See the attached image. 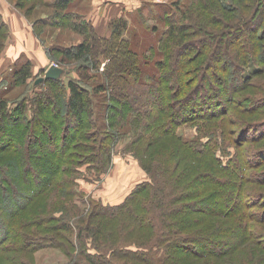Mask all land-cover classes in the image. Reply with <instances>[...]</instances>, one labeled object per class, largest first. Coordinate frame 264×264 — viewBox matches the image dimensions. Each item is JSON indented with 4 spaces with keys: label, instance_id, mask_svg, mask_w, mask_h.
Segmentation results:
<instances>
[{
    "label": "trees",
    "instance_id": "trees-1",
    "mask_svg": "<svg viewBox=\"0 0 264 264\" xmlns=\"http://www.w3.org/2000/svg\"><path fill=\"white\" fill-rule=\"evenodd\" d=\"M30 1L37 5L43 3L45 0ZM84 1L85 0H48V9H51V12L47 13V15H50L46 17L47 19L45 18L39 22L42 21L43 25H48L50 22L54 23L50 26L59 25L62 27V25H66L84 38L78 45H73L69 48H60L62 50L60 61L63 64H70L71 62L78 63L83 69V78L81 80H86L85 84H87V81H92L93 90L84 86V84H82L83 81L76 79H71L67 83L63 78L46 80L39 84H36L35 81V86L40 88L46 86L47 89L45 91L42 89L39 93L34 95L30 93V95L24 96L23 99H21L22 101L19 100L15 103H10L8 99L4 98L10 86L28 85L29 80L33 77V64L27 59L22 68L16 67L11 74L5 79H2L3 85L0 87L2 90L0 95L3 94L0 96V132L2 129V122H15V124L21 126L20 129L26 132L25 134L21 132V136L19 137H23L24 135L25 138V136L28 135V128H31V126L34 127L35 131L37 129L41 132H47L49 130V132L54 131L59 133L60 130L64 128L65 123L69 119L68 114H70L71 119H75L79 127L71 136V144L69 143V147H66L65 155L63 154L56 160L53 159V155L51 154L43 155L37 163L43 170L46 168L48 169V167L54 170V172H51V179L46 181L47 185L55 184L62 178L64 183L62 187L67 190L73 203L78 205V200L76 201L75 199L78 195L71 189V186L76 187V181L78 180L77 175L79 173V169L77 168L88 162L97 169L100 174L107 172L110 169L112 161V148L110 144L116 143L115 133L110 132V129L115 127L114 122L111 123L109 115L110 109H112L113 106L111 103H106L111 98L108 96V100L106 99L105 101L106 105L103 109L105 111L106 107V111L101 113L102 119H104L101 124V122H98V119H94L96 111L93 108L94 101L91 96H100L103 92L109 90L114 91L117 90V88L125 92L132 82L138 83L142 81L141 83L143 85H149L151 93L156 101L152 102V104L147 107L145 105L141 106L138 103L136 106L135 103L128 102L127 95L121 94L119 98L114 96L115 99H119V101L125 105L126 109H128L126 112L121 113L120 118H128L129 115L135 118V120H132L133 122L131 121V124H134L131 126L135 129V131L132 130L135 135L134 140L138 138L136 132L142 127L145 128L142 132L144 137H139L142 142L141 147H145V141L148 137L150 138L152 135L154 137L157 136L153 132L155 128L161 131L162 137L170 136L177 140L186 151L185 157L189 156L187 160H190L188 166L191 171L186 170L185 179L190 176L188 174L189 172L193 173L192 175L195 176V179L197 177L199 179L196 181L195 179H191L189 183H186L187 186L191 183V186L181 187L180 184L183 178L181 174H179L181 176H177L178 173H176V171L167 168L164 171H160L158 178H154L156 174L152 172L153 167L150 165L149 168L151 169L147 168V172L149 174L153 173V176L150 177L151 181L136 185L123 202L117 205L104 204L103 202L93 204L89 202L92 206V210L88 218L83 217L86 216L85 214L80 218L81 221H83V225L79 224L74 228L73 224L75 223H72L71 219V224L62 221L58 222L57 220L59 219L53 215L48 217H35L33 219L29 217V221L22 222L19 227V229L24 232L23 233L14 228L15 225L12 220H15L21 211L27 208V202L31 201L35 195L40 197V195L45 193L47 185H44L45 187L42 185L44 178L40 175L32 178L24 177L23 174L26 169L25 164L24 166L20 164V162L24 161V154L21 156L18 153V157H15L16 162L13 166V174L12 176L10 175L11 178H13V183L16 181L24 188H27L28 185L34 187L36 183L40 186L39 189L42 190H39L40 192L33 190V196L22 201L18 209L19 214L9 221L8 229L10 233L8 230L6 231L8 233V240L0 239L1 249L7 250L3 244L10 242V239L14 246V250L29 251L44 246H51L54 245V243L59 246H65L60 239L65 238L69 243H73L72 241L75 239L77 240L75 242L81 247L83 259L86 264H113L109 256L101 254L99 251H97L98 253L91 252L84 238L85 235H88L94 240V244H98L101 239L100 233H102V226L104 225L102 220L118 216H122L126 220H131L132 223L143 229L156 231V233L152 235L149 248L113 251L110 253L113 257L117 255L136 261L143 260L151 264H161L164 256L162 251L165 249L166 251L174 253V255L167 256V261L169 260V262L173 264L174 262H172V259L183 253L187 255L188 259L202 256L214 257L215 259L221 258L224 257L225 254L217 252L210 254L205 248L204 250L206 253L203 254L194 252L189 253L182 248L183 245L190 249V242H194L198 245H203V243L207 245L213 244L218 250L219 248L225 250L228 248L226 247V241L216 239L217 236H219L217 234L218 232H222L221 235L225 237L232 235L233 238L231 242L235 243L234 246L236 247L241 244V247H243L244 241L249 240V237L252 240V237L249 236V232L250 229L253 228L251 222L254 220V216L249 213L251 204L247 203V197H249V195L243 190V184H245L249 178L247 170H251L252 168L250 164H248L250 160H254L256 169L264 165V150L261 151V154L256 156L253 151H247L244 150L243 147H240L239 143L237 146H233L229 141V143L226 142L228 139L227 135L228 133L230 134L231 131L230 122L228 119L224 118V113L227 112L230 107L232 108L233 104L231 103V98L234 97L235 94L245 90L247 86L252 84L254 78H258L260 75L264 74V0H229V2H224L223 0H197L196 2H194V0H185V4L182 3L183 0H179L177 3H172L170 5L168 3L156 4V9L158 6L160 10V13L157 14V18L161 20L163 18L166 26L165 37L163 36L164 39L163 42L160 43V47H158L159 50L150 51L148 54L149 58H144V60L132 49L131 42L125 38L126 34H124L123 31H127L128 29L127 20L114 21L112 23V33L110 37H100L94 30L91 22L86 20L87 18H83ZM45 6L46 5H44V7ZM16 8L21 10L19 5H17ZM173 11L175 13H173ZM254 20L256 23L250 26L249 24ZM37 22L38 21H36L34 25L35 30ZM146 29H149V27ZM8 30V25L0 14V51L3 50L7 37L10 36ZM241 30L246 31V38L243 41H230L227 39V36ZM153 31H156L154 27H152V32ZM117 42L123 46L122 48L129 57V60H126L122 64H115V60L120 55H115L113 53L108 54L110 58L112 56V62L107 72L101 73L105 79L103 83L101 79H98V74L92 75L90 73L92 72L91 69H93L94 72H99L96 67V60L99 59L97 56L98 46L101 48L108 43H115V45H118ZM194 43H198L199 45V47L195 49L196 53H198V57L195 61L191 62L189 51ZM121 46H118V48ZM222 52L226 55L225 58L227 60V64L224 68L219 65L222 61ZM144 53L145 52L142 54L144 55ZM48 54L51 56L49 52ZM158 54H160V56ZM141 62H145L147 66L144 65L142 67ZM252 66L255 68L252 72L253 74L247 75L244 67L251 68ZM59 67L63 68L61 66ZM210 67H216V72L214 74L215 76L217 75L216 77L220 76V79L222 78L221 80L224 86L227 84L235 86L234 84H236V82L234 81L239 80L237 81L239 90L236 88L235 91L231 92L229 95L231 102L229 104L223 106L219 112L212 113L214 119L207 120L205 116H199L189 119L185 117L184 120H179L177 110L182 105L180 102L183 100H192L191 96L193 92L199 90V88L201 89L204 84H207V77H205V75L209 73ZM47 68L42 69L40 74L45 75ZM65 72L67 71L65 70ZM187 75H193L197 83L189 85L190 83L185 81ZM38 78H36V80ZM231 78L234 79V81L229 82L228 79ZM214 95H216V98L221 99V93L220 95H218V93ZM56 101L60 105L58 110L54 113L48 112V107L56 104ZM259 103L261 106L258 108L263 106V109L264 105L262 104H264V98L260 99ZM248 109H254L253 105ZM147 113L150 115V122L147 124H140L138 120L141 119L142 115H147ZM250 113L256 115L258 112L253 110ZM219 118L221 120L216 123V130L221 131L223 144H225L227 148L218 147V142L213 137V134H209L210 131L214 130V128L212 129L210 127V125L212 126L213 124L211 122L209 123V121ZM201 120L203 121L198 124L197 136L188 137L186 133L183 134L181 132L182 126L185 124H193V122ZM254 121L258 122L261 121V119H256ZM101 131H103L102 136ZM120 131L121 129L118 130L119 133ZM36 133L38 132L36 131ZM260 135L262 138L264 137V133H260ZM240 136L243 140L248 139L249 142L257 140L255 137L252 138L253 140L250 139L249 135L246 133H241ZM153 139L155 141L159 140V138ZM230 145L235 148L234 151L228 150V146ZM101 146L104 148L99 150L98 148ZM220 150L223 151V155L219 154ZM94 151L96 156L92 155ZM2 154L4 153L0 151V160L3 158ZM206 157H212V160L216 164L215 168L205 161ZM255 159H257V161ZM12 160L11 158V161ZM157 167L158 166L155 168ZM3 168L4 167L0 165V202L8 192V195L13 194L12 190L7 191L6 189L7 184L4 182V178H2V173L5 175L7 173L5 172L6 169L4 168V170ZM10 182L12 184V181ZM69 188L72 190L71 193ZM188 188L196 190L197 194L193 193L197 198L196 201H199L201 205L210 206L208 210L201 213L205 215L204 217H224V222H226L229 228L220 231L219 229L215 230V228L209 229L208 227H211L210 224H212V222H210L207 226V231L209 233H198L197 231L190 232L188 229H183V226L186 225L185 221L191 220L187 217L186 213L179 210V203L187 199V193L181 192ZM147 191H149V196L147 203H142L144 211L141 212L140 205L142 201H139V196ZM39 199L40 198H36L32 202L33 206L37 204L35 202ZM216 205H221V207L213 210L214 208L212 207ZM73 208L75 209L76 207L73 206ZM77 212H79V210H77ZM12 215H16L15 212H13ZM55 223H60V225ZM116 225L122 226L123 224L119 223ZM29 228L34 231H28ZM0 229V234L5 236V231L2 230L4 228L1 227ZM76 229L79 231L77 232ZM235 231H238V234H236ZM75 232L77 236L73 235ZM191 235L193 236L191 237ZM18 242H22V245H19ZM252 244L254 251H263L264 237L261 247L255 242ZM95 247L96 250H98L99 245ZM242 253L243 251L241 252V250H235L232 252V255L234 254L240 257ZM212 263L222 264L221 260L219 263L215 261Z\"/></svg>",
    "mask_w": 264,
    "mask_h": 264
},
{
    "label": "rangeland",
    "instance_id": "rangeland-1",
    "mask_svg": "<svg viewBox=\"0 0 264 264\" xmlns=\"http://www.w3.org/2000/svg\"><path fill=\"white\" fill-rule=\"evenodd\" d=\"M178 1L179 0H128L132 7H130V9L124 8L123 15L121 17H115L110 20V22H108V27L105 23V19L102 23L98 21V31L95 29L92 22L91 24L94 30L98 32L100 37L104 35L103 37L109 38L112 33V23L114 21L116 22L127 20L128 29L127 31H123V33L126 34L125 38L129 42H131L132 49L136 51L139 54V57H142V59L144 60V58H149L148 54L150 51L153 52L159 50L158 47H160V43L163 42V39L165 37L164 34L166 31V26L163 18L162 20L157 18V14L160 13V10L158 6L156 9V4L159 5L168 3L170 5L172 3H177ZM196 1L197 0H194V2ZM223 1L229 2V0ZM5 2L8 4V6L11 7L13 12L19 14L25 19V23L29 25V28H32L30 30H32L34 37L16 38L24 40L28 48H33L38 58L42 62L47 63L49 67L51 65L63 67L67 71L62 76L66 83L71 79L81 80L83 78L82 67L79 66V64L76 62H71L70 64L61 63L60 60L62 57V50L60 48H69L73 45H78L83 41L84 38L78 35L77 32L72 28H68V26L66 25H62V27H60L59 25L50 26L54 23L50 22L48 23V25H43L42 21L39 22L40 20H43L50 15H47V13L51 12V9H48V0H45L43 3H39L37 5L30 0H5ZM184 2L185 0H183L182 3ZM16 4L21 7V10L16 8ZM44 5L46 6L44 7ZM91 7L92 0H85L83 2V18H87L86 20H89L88 16L91 11ZM173 13L175 12L173 11ZM255 20L252 21L249 25H254V23H256ZM36 21H38V27L36 26L37 31L34 28ZM148 27L149 29H146ZM152 27H154L156 31L152 32ZM8 31L10 33L11 30L9 29ZM10 36L7 37V39L5 38L6 44L3 50L0 51V69L3 68V65H5V57L9 56L10 49L12 45H14V39ZM245 38V30L234 32L233 34L227 36V39L230 41L241 42ZM117 44L118 45H115V43H108L105 46L103 45L101 48H99L98 46L97 56L99 59L97 58L98 60H96V67L99 72H94L93 69H91L92 72L90 73L92 75L98 74V79H101V82L103 83L105 82V79L101 75V73H106L109 65L112 62V56L110 58L108 54L113 53L115 55H120L115 60V64H122L126 60H129V57L126 55L124 49L122 48L123 46H121L119 42H117ZM118 46L121 47L118 48ZM198 47V43H194L190 48L189 56L191 57V62L195 61L198 57V53H196L195 51V49ZM48 52L51 56H49ZM143 52H145L144 55L142 54ZM158 55L160 56V54ZM221 56L222 61L219 65L224 68L227 64V60L225 58L226 55L224 54V52H222ZM25 61L26 59L18 60V63L13 66L12 69L15 70L16 67L22 68ZM144 65L147 66L145 62H141V66L143 67ZM216 67H210L209 73L205 75V77H207V84H204L201 89L199 88V90L193 92V95L191 96L192 100H183L180 102L182 105L177 110L179 114L178 119L184 120L185 117L189 119L197 118L199 116H205L207 120L214 119V117H212L214 116L212 113L219 112L223 106H226L232 100V108L230 107V109L224 113V118L228 119L230 122L231 131L230 134L228 133L227 135L228 139L226 142L229 141L233 146H237V144L239 143V146L243 147L244 150L253 151V153L257 156L258 154L262 153V150H264V137L262 138L260 135V133H264V108L262 109L263 106L258 108L259 106H261L259 103L260 99L264 98V74L260 75L258 78H254L251 85L247 86L242 92L235 94L234 97H232L230 100L229 95L232 91H235L236 88H238L237 81L239 80L234 81V79L232 78L228 79L229 82H236V84H234L235 86H231L229 84L224 86L222 84V78L220 79V76L216 77L217 75L215 76L214 74L216 72ZM9 68L7 69V71L9 70ZM244 68L246 69L247 75L253 74L252 72L255 70L253 66L251 68ZM12 69H10L7 74L5 70L4 79L14 71H12ZM38 77H44V75H41L40 72H34L33 77L29 80L28 85H11L4 98L8 99L10 103H15L23 99L24 96L30 95V93L34 95L36 93H39L42 89L43 91H45L47 89L46 86H44V88L35 86V81ZM1 78L3 79V77ZM81 81H83L82 84H84V86L90 88V90H93L92 81H87V84H85L86 80ZM185 81L189 82V85L197 83L193 75H187V79ZM141 82L142 81H139L138 83L132 82V84L129 86V88H127L125 92H123L124 90L117 88V90L114 91L109 90L107 92H103L100 94V96H91L94 101L93 108L96 111L94 119H98V122H101V124L102 121H104V119H102L101 113H104L106 111V107L105 111L103 109L104 106L106 105V103H111V105L113 106V108L110 109L109 115L111 119L110 121L111 123L114 122L115 127L111 128L110 132L115 133L116 143L110 144L112 148V161L110 169L107 172H103L100 174V172L88 162L77 168L79 169V173L77 175L78 180L76 181V187L71 186V189H73L78 195L75 198L76 201L78 200V205L73 203V200L71 199L69 193H67V190L62 187V184H64L62 178H60V180H58L55 184L47 185L46 181L51 179V172H54V170L49 167L48 169L46 168L43 170L37 163V161H39L41 159V156L43 155L51 154L53 155V159L55 160L61 157L63 154L65 155L66 147L69 145V143L71 144V136L74 132L77 131L79 127L77 121H75V119H71V115L68 114L69 119L65 123L64 128L61 129L59 133H56L54 131L49 132V130L47 131L48 133L41 132L37 129L36 131L38 133H36L34 127L31 126V128H28V135L25 136V138L24 135L23 137H19L21 136V132H23L24 134L26 133L25 130L23 131L22 129H20V125L15 124V122L1 123L2 129L0 132V151L4 154H2L3 158L0 160V165L6 169L5 170L3 168L7 173L6 175L2 173V178H4V182L7 184V191L12 190L13 194L8 195V192L0 202V228H4L2 230L5 231V236L0 234V239H7L8 233L6 231L8 230V232L10 233V230L8 229L9 221H11V218H14L19 214L18 209L20 208L22 201H25L28 199V197L33 196V190H37L38 192L42 190L39 189L40 186L36 183L34 184V187H30L28 185L29 187L27 186V188H24L16 181H14L15 184L13 183V178H11V176L13 174L12 170L14 163L16 162V158L18 157V153L21 156L24 154V161L20 162V164L23 166L25 164L26 169L23 174L24 177L32 178L40 175L42 178H44L42 185H47L45 193L40 195V197H37V195H35L31 201L27 202V208L21 211V213L15 220H12L14 221V228L20 232H23L19 229L20 225L22 224V222L29 221V217L30 219H33L35 217L39 218L53 215L59 219L57 220L58 222L62 221L64 223L66 222L71 224V219V222L75 223L73 224L74 228H76V225H83V221H81L80 218L83 216V214L86 215L83 217L88 218L92 210V206L89 204V202L93 204L103 202L104 204L117 205L123 202L124 199H126V197L132 192L136 185H139L143 182H150V177L153 176V173L156 174L154 178H158L160 171H164L167 168L176 171V173H178L177 176H183L180 184L181 187L191 186V183L188 186L186 183H189L191 179H195V176L192 175L193 173L189 172L188 174L190 176L185 179V172H187L186 170H190V167L188 166L190 160H187V157L189 156L185 157L186 151L181 147V144L177 140L173 139L170 136L162 137L160 133L161 131L155 128L153 132L157 136L154 137L152 135L150 136V138L148 137L145 141V147H141L142 142L140 141L139 137H144L142 135V132L145 128L142 127L140 130H138L137 132L139 134L136 132L138 138L137 140H134L135 135L133 134L132 130L135 131V129L132 128L131 125L134 124L131 123L133 122L132 120H135V118L131 115H129L128 118H120L121 113H124L128 110L126 109L125 105L119 101V99H115V97L119 98L121 94L127 95L128 102L135 103L136 106L138 103L141 106L145 105L147 107L148 105L150 106L152 102L156 101L151 93L149 85L145 86ZM1 85H3L2 81L0 82V87ZM1 92L2 90L0 89V93ZM216 93H218V95H220L221 93V99L215 97L216 95L214 94ZM2 95L3 94H1L0 96ZM108 96L111 98L110 100H108ZM106 99L108 101L105 103ZM252 105L254 109L249 110L248 108H251ZM59 106L60 105L56 101V104L48 107V112H56ZM253 110L258 113L256 115L251 114L250 112H252ZM149 116L150 115H148V113L147 115H142L141 119L138 120L139 123L147 124L148 122H150ZM256 119H261V121H254ZM203 120L193 122V124H185L184 126H182L181 132L183 134L186 133V136L188 137L197 136L198 124ZM220 120L221 119L219 118L213 121H209V123L211 122L213 124L212 126L210 125V127L212 129L214 128V130L210 131L209 134H213V137L218 142V147L227 148V146L223 144L221 131L216 130V123L220 122ZM120 129L121 131L119 133L118 130ZM241 133H246L249 135L250 139L255 137L257 138V140H254L253 142H249L248 139L243 140V138L240 136ZM102 134L103 131H101V136ZM152 137L155 139L159 138V140L155 141ZM232 145L228 146V150L234 151L235 148ZM102 148L104 147L101 146L98 149L101 150ZM95 154L96 153L94 151L92 155L96 156ZM219 154L223 155V151L220 150ZM11 158L13 159L12 161ZM255 160L257 161V159ZM205 161L211 164L213 168L216 167V164L212 160V157H206ZM254 163V160H250L248 162V164H250L252 168L251 170H247V174H249L248 181L246 182L247 184H243V190L246 191L247 195H249V197H247V203L251 204L249 213L254 216V220H252L251 222V226L253 228H251L249 232V236L252 237V240L249 237V240L244 241L243 247H241V244L235 247V243L231 242L233 238L232 235H229V237H225L221 235L222 232H218L217 234L219 236H217L216 239L226 241V247L228 248L225 250H222V248H219L218 250L213 244L207 245L203 243V245H198L194 242H190V249L184 247L183 245L182 248L184 251H187L189 253L194 252L203 254L207 251L210 254L213 252H217L223 253L227 256L224 255V257L216 259L209 256L188 259L187 255L183 253L182 255H177L174 257V259H172V262H174V264H211L213 261L219 263L220 260L222 264H264V249H262L263 251L260 252L254 251V247L252 244L253 242H255L259 247H261L264 237V165L260 166V168L257 167L256 169V165H254ZM150 165L154 168H152V174H149L147 172V168L151 169L149 168ZM156 166L158 167L155 168ZM198 179L199 178L197 177L195 181ZM10 181H12V184ZM71 189L70 193L72 192ZM181 193H187V199L179 203V210L183 213H186L187 217H189L191 220L185 221L186 225L183 226V229H188L190 230V232L197 231L198 233H209L207 231V226L210 222H212V224H210L211 227H208L209 229L215 228V230L219 229L220 231L229 228L227 227L226 222H224V217L207 218L204 217L205 215L201 214L203 213V211L208 210L210 206L201 205L199 201H196L197 198L193 194H197L195 189L188 188L186 190H182ZM148 196L149 191L139 196V201H142L140 205L141 212L144 211L142 203H147ZM34 198L40 199L37 200L35 202L37 204L33 206L32 202L35 200ZM73 206L76 208L74 209ZM219 207H221V205H216L212 208H214L213 210H215ZM77 210H79V212H77ZM13 212H15L16 215H12ZM102 221L104 225L102 226V233H100L101 239L99 240L98 244H94V240L90 236L85 235L84 240L88 243L91 252L98 253L97 251H99L101 254L109 256L113 264H151L150 262H144L143 260L136 261L126 257H119L117 255L113 257L110 255V253L123 249H147L150 246L152 235L155 234L156 231H152L151 229H143L132 223L131 220H126L122 216L103 219ZM119 223H122L123 225H119L120 227L117 226L116 224ZM55 224L60 225V223ZM76 230L77 232L79 231L78 229ZM28 231L34 230L29 228ZM235 232L236 234H238V231ZM73 235L77 236L76 232L73 233ZM192 236L193 235H191V237ZM60 240L65 246H59L54 243V245L51 246H44L29 251L14 250V246L12 245V241L10 239V242H6L5 244H3V246L5 245V249L7 250H2L0 246V264H86L83 259L81 247L78 243L75 242L77 240L74 239V241H72L74 244L69 243V241L65 238ZM18 243L19 245H22V242ZM96 245H99L98 250H96ZM204 248L206 249V251L204 250ZM231 249H234L233 251L241 250V252L243 251V253L240 257L237 255L235 256L234 254L232 255L233 251ZM162 253H164V256L162 258L161 264L164 262V264H173L170 263L169 260L167 261V256L174 255V253L166 251L165 249L164 251H162Z\"/></svg>",
    "mask_w": 264,
    "mask_h": 264
},
{
    "label": "crops",
    "instance_id": "crops-1",
    "mask_svg": "<svg viewBox=\"0 0 264 264\" xmlns=\"http://www.w3.org/2000/svg\"><path fill=\"white\" fill-rule=\"evenodd\" d=\"M131 4L128 0H92V7L89 13L88 19L92 22L95 29L98 31V21L102 23L104 19L107 27L108 22L115 17H121L124 12V8L130 9ZM0 14L3 16V19L8 24L11 36L14 39V45H12L9 56L6 58V63L3 65V68L0 69L1 77L5 76L10 69L15 66L18 60L28 59L33 64V73L41 72L44 68H49V65L45 62H42L36 55L33 48H28L24 40L17 39L16 37H34L31 27L25 23V19L19 14L13 12L10 6L5 2V0H0ZM17 31V32H15ZM96 31V32H97ZM14 32V33H13ZM103 32V31H102ZM98 33V32H97ZM102 34V33H101ZM108 35V34H107ZM104 36V35H102ZM12 42V40H11ZM12 65V66H11ZM11 66V67H10ZM10 67V68H9ZM9 70L7 71V69ZM13 71V69H12ZM0 77V82L2 78Z\"/></svg>",
    "mask_w": 264,
    "mask_h": 264
},
{
    "label": "water",
    "instance_id": "water-1",
    "mask_svg": "<svg viewBox=\"0 0 264 264\" xmlns=\"http://www.w3.org/2000/svg\"><path fill=\"white\" fill-rule=\"evenodd\" d=\"M65 70L63 68L57 67L55 65H51L45 72L44 77H39L36 80V84H39L41 82H45L46 80H55L60 79L64 75Z\"/></svg>",
    "mask_w": 264,
    "mask_h": 264
}]
</instances>
